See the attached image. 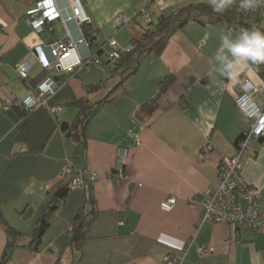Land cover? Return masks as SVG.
Segmentation results:
<instances>
[{
  "label": "crops",
  "instance_id": "crops-1",
  "mask_svg": "<svg viewBox=\"0 0 264 264\" xmlns=\"http://www.w3.org/2000/svg\"><path fill=\"white\" fill-rule=\"evenodd\" d=\"M149 1L59 0L64 16L71 4L79 7L81 19L89 20L86 29L96 36L90 44H77L64 63L75 56L86 61L66 72L43 69L34 47L40 44L52 60L49 46L68 33L80 40L84 36L81 23L57 20L35 33L24 20L34 0H0V210L21 234L6 264H162L165 255L174 256L176 264H264V227L247 231L237 240L229 225L199 224V210L188 204L198 192L217 186L222 157L235 154V143L248 127L234 103L240 82L248 78L257 83L261 76L251 64L235 79L213 71L220 37L234 38L237 31L216 17L198 16L209 0H167V6H156L151 11L153 21L188 5L203 11L194 10L183 24L169 26L152 50L137 57L135 71L115 100L95 110L123 69L120 66L108 77L88 58L100 49L104 57L110 39L117 47L127 48L139 38L146 27L140 10ZM118 13L132 22L116 26L113 20ZM23 62L29 65L27 80L20 78L15 67ZM127 63L130 67L134 62ZM46 76L61 81L47 100L60 106L58 113L52 114L46 105L25 110L10 104L3 109L6 100H23ZM166 76L173 79L159 106L150 116L138 114L139 107L157 95L158 84ZM82 99L89 105L86 113L92 115L84 137L73 140L66 132L79 113L75 103ZM207 140L213 149L202 153ZM118 147L128 149L124 169L129 178L114 184L108 174L116 164ZM66 159L85 172H94L97 179L69 189L49 215V225L34 250L28 243L39 210L65 183L60 175ZM241 175L253 187L258 208L264 212L262 141L254 140L242 156ZM90 195L98 211L81 247L73 250L68 227ZM170 195L178 198L177 203L164 211L159 204ZM28 208L33 214L24 217ZM7 240L0 225V258ZM200 245L207 248L206 254L197 252Z\"/></svg>",
  "mask_w": 264,
  "mask_h": 264
},
{
  "label": "built area",
  "instance_id": "built-area-1",
  "mask_svg": "<svg viewBox=\"0 0 264 264\" xmlns=\"http://www.w3.org/2000/svg\"><path fill=\"white\" fill-rule=\"evenodd\" d=\"M59 0H34L31 7L27 8L24 13V20L28 26L35 32H42L47 26L54 21L65 23L67 20H77L78 23L89 21L81 19L80 8L71 4L70 13L63 15L62 10L58 7ZM167 0H150L141 10L140 15L143 22L148 24L153 21L151 11L156 6H167ZM237 11L244 16L264 17V7H258L253 11H243L240 9V0L234 3ZM114 24L121 26L131 23L132 20L123 13H118L114 17ZM51 30V27H48ZM79 42H85V37L78 41L74 40L68 33L64 39L58 40L49 46V52L52 60H49L41 45L34 47V52L41 67L46 70H64L73 72L76 68L84 65L80 57L75 58L67 63L64 61L71 58V54L77 49ZM110 50L104 58L91 54L88 60L101 68L104 75H107L113 68L119 56L130 49L119 48L116 42L110 39L106 42ZM40 52L43 54L41 55ZM16 70L21 79L27 80L29 65L25 62L17 64ZM61 85V81L54 80L51 76H46L37 82L31 92L23 100H6L3 109H8L10 104H16L25 110H32L37 105H46L52 114L60 111L59 105H49L48 98ZM236 108L248 120V127L242 132L240 139L236 143V151L232 156L222 157L217 167L218 184L215 188H205L188 200L191 207L199 210V224L203 223H222L232 228L234 239L241 238L242 234L247 231H260L264 227V212L258 208L255 191L241 175V158L248 150L254 140H260L264 143V72L260 76L259 82L245 78L240 82L238 92L234 98ZM213 149L207 140L201 148V152H209ZM128 149L118 147L116 149V164L108 174V179L114 184H118L129 178L125 172L126 158ZM65 165L60 177L63 180H70V188L80 187L84 180L92 183L97 179L94 172H85L83 169L75 166L71 161L66 159ZM140 185V184H139ZM177 197L170 195L163 199L159 206L164 211L171 210L177 203ZM124 221L120 220V224ZM197 252L200 255L207 253L205 246H198ZM162 264H176V259L172 255H165L162 258Z\"/></svg>",
  "mask_w": 264,
  "mask_h": 264
},
{
  "label": "trees",
  "instance_id": "trees-1",
  "mask_svg": "<svg viewBox=\"0 0 264 264\" xmlns=\"http://www.w3.org/2000/svg\"><path fill=\"white\" fill-rule=\"evenodd\" d=\"M194 7L195 6L193 5L185 6L179 9L175 15L172 16L160 15L156 19V21H152L151 23L146 24V27L144 28L142 35L139 38H134L131 40L130 49L119 56L112 70L106 75L108 77H111L119 69L120 66L125 69L122 70L123 72L121 73L120 79L115 85V87L112 90H110L103 99H101L98 103L95 104V110L115 100L121 86L124 84L126 79L135 71L137 64V57L141 53L152 50L153 46L160 39H162L169 31V26L172 20H177L179 25L186 22L189 19V15L181 19H177L176 16L180 14L182 11H186L189 14V10ZM230 7L234 9L235 12L234 16L229 17L223 13H217L218 20H220L226 26L233 27L237 32H239L240 30H250L252 28L264 32L263 28L258 27L256 24H251L248 21L250 16L241 15L237 11L235 5L231 4ZM86 25L87 23L85 22H82L80 24L84 33V37L88 42V44H90L95 40L96 36L95 33L89 32L86 29ZM101 54H102V49L96 52L95 55L99 56L100 58H104L100 56ZM128 61L129 62L133 61L134 62L133 66L128 67L129 65L127 63ZM251 66H253L254 68L258 66L261 69L259 70L260 75L263 74L264 64H257V66L255 64H251ZM172 79H173L172 76H166L164 79H162L159 82L157 95L154 98H152L150 101L142 104L137 110L138 114H142L144 116H150L154 112V110L159 106L161 99L165 95L167 87L169 83L172 81ZM75 105L79 108V113L75 117L69 129L67 130L66 135L72 138L73 140H78L84 137V127L92 114L86 113V109H88L89 105L87 104V101L85 99L77 101ZM240 137L241 135L239 136L238 140L240 139ZM70 180L71 178L67 179L65 183L58 185L50 201L40 208L36 219L35 229L31 234V238L28 243L29 247H33L35 242L38 239H41V236L43 235V233L45 232V230L49 225L48 222L49 215L58 207V205L62 202V200L64 199V197L66 196L67 192L70 189L69 186ZM85 182L91 184L90 182H88V180L85 179L82 185L83 187L85 186ZM88 205H90V208L89 210L86 211L85 208ZM97 211L98 210L95 206L93 197L91 195L83 199L80 208L74 215L68 227V231L72 234L73 250H79V248L81 247L82 242L85 240L87 236V231L96 217ZM0 225L4 228L8 236V240L5 244L4 250L0 258V264H6V262L10 259L11 249L16 246H19V244H16V238L21 234L20 232L16 231L12 226H10V224L4 218L1 210H0Z\"/></svg>",
  "mask_w": 264,
  "mask_h": 264
},
{
  "label": "clouds",
  "instance_id": "clouds-1",
  "mask_svg": "<svg viewBox=\"0 0 264 264\" xmlns=\"http://www.w3.org/2000/svg\"><path fill=\"white\" fill-rule=\"evenodd\" d=\"M232 3L233 0H209L217 13H224ZM258 7H264V0H240L243 11H253ZM212 60L215 65L213 71L232 79L249 64H264V32L252 28L240 30L234 38L222 35Z\"/></svg>",
  "mask_w": 264,
  "mask_h": 264
},
{
  "label": "rangeland",
  "instance_id": "rangeland-1",
  "mask_svg": "<svg viewBox=\"0 0 264 264\" xmlns=\"http://www.w3.org/2000/svg\"><path fill=\"white\" fill-rule=\"evenodd\" d=\"M198 9H201L202 10V7H200V6H195L194 8H191L190 10H189V13H191V14H193L194 13V10H198ZM200 11V10H199ZM234 9L232 8V7H229L223 14H225V15H227V16H229V17H233L234 16ZM205 14V15H204ZM188 15V12H186V11H182L180 14H178L176 17H177V19H181V18H183V17H185V16H187ZM198 16H201V18L203 17V18H209L210 16H212V17H216V18H218V14H217V12H214L213 11V9H212V7L209 5V6H205V11L204 12H201V13H199L198 14ZM202 18V19H203ZM248 21L251 23V24H256L258 27H260V28H263L264 29V17L263 18H259V17H257V16H250L249 17V19H248ZM178 21L177 20H172L171 21V25L170 26H172L173 24H175V23H177ZM256 66H257V64H255ZM256 68V70L259 72V70H261L258 66L257 67H255ZM125 70L124 68H122L121 67V70Z\"/></svg>",
  "mask_w": 264,
  "mask_h": 264
},
{
  "label": "water",
  "instance_id": "water-1",
  "mask_svg": "<svg viewBox=\"0 0 264 264\" xmlns=\"http://www.w3.org/2000/svg\"><path fill=\"white\" fill-rule=\"evenodd\" d=\"M63 126H64V124H62L61 128H64ZM33 211H34V210H33L32 208H28L27 212L24 214V217H30V216H32ZM40 243H41V240L38 239V240L35 242V244L33 245V249H34V250H37V249H38V246L40 245Z\"/></svg>",
  "mask_w": 264,
  "mask_h": 264
},
{
  "label": "bare ground",
  "instance_id": "bare-ground-1",
  "mask_svg": "<svg viewBox=\"0 0 264 264\" xmlns=\"http://www.w3.org/2000/svg\"><path fill=\"white\" fill-rule=\"evenodd\" d=\"M40 54L42 55L43 53H42V52H40Z\"/></svg>",
  "mask_w": 264,
  "mask_h": 264
}]
</instances>
